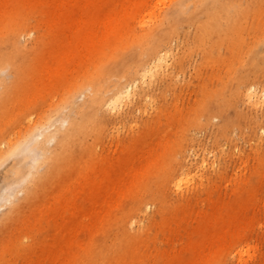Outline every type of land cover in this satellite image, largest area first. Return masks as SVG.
<instances>
[{"label":"rangeland","instance_id":"rangeland-1","mask_svg":"<svg viewBox=\"0 0 264 264\" xmlns=\"http://www.w3.org/2000/svg\"><path fill=\"white\" fill-rule=\"evenodd\" d=\"M76 1L68 12L71 0H0V48L14 36L22 69L0 105V197L15 195L0 209V264H264V0H188L184 12L183 0ZM234 14L245 41L233 52ZM166 51L116 108L95 104L103 70L113 89ZM13 70L1 66L0 80ZM79 113L94 128L82 135V122L70 155L27 193L13 173L18 161L20 179L30 173L20 141L66 119L63 134ZM126 223L138 239L124 245Z\"/></svg>","mask_w":264,"mask_h":264},{"label":"bare ground","instance_id":"bare-ground-1","mask_svg":"<svg viewBox=\"0 0 264 264\" xmlns=\"http://www.w3.org/2000/svg\"><path fill=\"white\" fill-rule=\"evenodd\" d=\"M188 0H183L182 3L180 4L179 8L177 9L178 12H184L185 8L187 6ZM77 5V1L76 0H71V2L68 4L67 10L68 12H74L73 8H75ZM261 11V7L258 8L257 12ZM241 18L240 15H227L225 17L226 23H225V27H226V36L231 34V37H229L230 39V43H231V47L233 49V52L236 48H239L240 46H238V43H242L245 41V38L243 36L242 31L241 32V38L240 41L237 40L234 37V34L231 32L234 28H235V23H237L239 21V19ZM232 24H234L232 26ZM239 25V24H238ZM88 27L86 26V29ZM156 33H157V37L160 35V29L156 28ZM199 37H201L199 35ZM217 42H216V48H220L221 47V40L220 38L216 37ZM142 43L145 44L146 46L151 45V42L149 41V36L145 35L142 38ZM258 45L261 43H264V41H258L256 42ZM6 48L1 49L0 48V67L1 66H5V65H12L13 67V72L10 73L12 75V78L7 81L4 79L0 80V88L3 89V91H0V105H3V101L6 99V90H7V86L8 84H15L18 81V76H19V71L21 69V61L19 59H16L14 54L12 53V50L15 46H16V40L14 36H11L9 39V44ZM154 49H156L157 51H159L160 49L157 46V43H153L152 44ZM250 48V47H249ZM258 46H253V54L254 56H251V64L252 67L247 68L246 72H249L247 75L249 77V79H252V76H254L255 71H256V67H255V63H257V57H256V51H257ZM148 49V48H147ZM160 53V51H159ZM167 51L165 52V54L159 55V58L156 60H152L153 64L151 66V62L147 61V60H141L140 63L138 64V67L135 69V71H133L132 73L126 74L124 77H131L129 80H125L123 81L122 78L119 79V82L115 84L113 89H109L106 88L105 86H103V81L105 78H107L109 75V72H106L105 70H103V72L101 73L100 78H96L93 80L92 84H91V93L93 95V100L95 102L96 105L98 106H104V105H108L111 106L113 108H116L117 104L119 103L120 99L122 97H125L129 94V92L135 88L137 86V82L138 79H145V78H152L155 73L157 71H159L161 68H163V63L165 60H167ZM209 58L212 59V56L210 55ZM22 70V69H21ZM21 72V71H20ZM112 91V94L109 95L108 93ZM247 99L249 100V102H253L254 104H259V97H258V91L257 88L255 87V85H251L246 93ZM69 99V105H72V113L74 112V103L77 100V95L76 94H71ZM58 111V109H56ZM56 110L54 112H56ZM87 113H84V115L82 113H79L78 116L76 118L73 119V121L71 123H69L70 125L67 126L64 129V132L62 134V126L65 124V122L67 121L66 119H64V122H62V124L60 126L57 125V123H53L50 127L46 128V131L48 132L47 138H46V134L43 131H40V126H33L32 129L30 130L29 133V138H23L22 141H20V143L22 144L20 149H19V153H29V157L27 158L28 161L30 163V173L25 176L24 181H22L20 178L23 177L22 176V172L24 171L22 169V166L24 165V163L22 161H18V163L16 164V167L13 171L14 176H16L18 178V181L20 184H24L26 182H28V185L26 187V191L27 193H33L34 191H36L37 187L40 185L41 180L43 179V177L47 176V175H51L52 173H54L55 170H53L52 165L55 164L56 162H58L61 159H66L70 154V151L73 149V147L75 146V140L77 138H79L80 136L78 135V131L81 132V125L82 122H85V126L86 131L84 130L82 132V135L84 134H88L90 130H92L95 126V121L94 119H91L87 116ZM84 120V121H83ZM58 135H62V137L60 139L57 138ZM57 141V143H56ZM56 143V146L53 150H47L45 148V143L46 144H51V143ZM31 149V150H30ZM25 162V161H24ZM205 164V160H203V164ZM44 168V172L42 174H40V172L38 171V169ZM51 171V172H49ZM171 171H176V168H172ZM21 180V181H20ZM30 181V182H29ZM102 182H97L94 186H93V190L96 192H101L102 190V186H101ZM28 194V195H29ZM12 196L15 197L14 193L13 194H8V195H3L0 197V209L2 207L5 206L6 202L12 203L15 202L12 198ZM13 200V201H12ZM17 205V204H15ZM75 209H77V202L76 200H74L73 202V207H69L68 211L73 214ZM87 207L82 209L83 213H85L87 211ZM8 217V216H7ZM76 219V218H75ZM64 224V223H63ZM133 223L129 224L126 223L124 224V227L122 229V244L126 245L127 242L129 241H136L138 239L137 234L135 233V231L131 230V226ZM63 239L67 241L66 236L63 235ZM55 246V245H54ZM57 247V246H56ZM61 250V248H60ZM117 252V250H116ZM115 252V253H116ZM64 255V251L62 253ZM130 254L134 255V252H130ZM119 255V254H118ZM117 259H114L113 256L109 259V264H111V262L113 264H122V261L124 260V256L120 257V262L116 261ZM125 262V261H124Z\"/></svg>","mask_w":264,"mask_h":264}]
</instances>
